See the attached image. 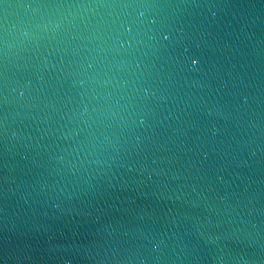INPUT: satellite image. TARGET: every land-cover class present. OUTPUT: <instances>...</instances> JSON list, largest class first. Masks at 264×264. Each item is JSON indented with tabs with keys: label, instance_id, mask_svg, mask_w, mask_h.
<instances>
[{
	"label": "water",
	"instance_id": "1",
	"mask_svg": "<svg viewBox=\"0 0 264 264\" xmlns=\"http://www.w3.org/2000/svg\"><path fill=\"white\" fill-rule=\"evenodd\" d=\"M0 264H264V0H0Z\"/></svg>",
	"mask_w": 264,
	"mask_h": 264
}]
</instances>
